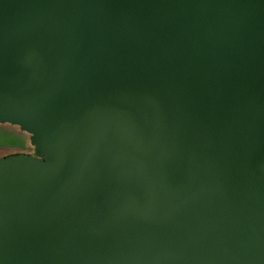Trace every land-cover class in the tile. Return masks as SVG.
<instances>
[{
  "label": "water",
  "instance_id": "water-1",
  "mask_svg": "<svg viewBox=\"0 0 264 264\" xmlns=\"http://www.w3.org/2000/svg\"><path fill=\"white\" fill-rule=\"evenodd\" d=\"M0 264H264V0H0Z\"/></svg>",
  "mask_w": 264,
  "mask_h": 264
},
{
  "label": "rangeland",
  "instance_id": "rangeland-1",
  "mask_svg": "<svg viewBox=\"0 0 264 264\" xmlns=\"http://www.w3.org/2000/svg\"><path fill=\"white\" fill-rule=\"evenodd\" d=\"M32 147L29 135L18 125L0 122V157L20 151L30 153Z\"/></svg>",
  "mask_w": 264,
  "mask_h": 264
},
{
  "label": "flooded vegetation",
  "instance_id": "flooded-vegetation-1",
  "mask_svg": "<svg viewBox=\"0 0 264 264\" xmlns=\"http://www.w3.org/2000/svg\"><path fill=\"white\" fill-rule=\"evenodd\" d=\"M31 152H33V147H32V151H31ZM31 152H30V153H31Z\"/></svg>",
  "mask_w": 264,
  "mask_h": 264
}]
</instances>
